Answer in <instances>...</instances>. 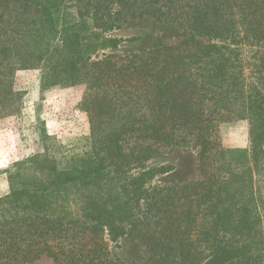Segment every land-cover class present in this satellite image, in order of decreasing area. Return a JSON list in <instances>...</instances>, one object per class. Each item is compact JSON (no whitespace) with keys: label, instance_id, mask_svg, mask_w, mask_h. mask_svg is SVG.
Here are the masks:
<instances>
[{"label":"trees","instance_id":"trees-1","mask_svg":"<svg viewBox=\"0 0 264 264\" xmlns=\"http://www.w3.org/2000/svg\"><path fill=\"white\" fill-rule=\"evenodd\" d=\"M145 17L188 36L122 61L99 54ZM32 69L42 92L86 86L93 141L65 165L46 147L13 166L0 264H127L104 228L144 245L140 264H264V0H0V118L19 110L14 77ZM238 120L249 148L227 149L215 131ZM189 145L201 178L147 186L146 162Z\"/></svg>","mask_w":264,"mask_h":264},{"label":"rangeland","instance_id":"rangeland-1","mask_svg":"<svg viewBox=\"0 0 264 264\" xmlns=\"http://www.w3.org/2000/svg\"><path fill=\"white\" fill-rule=\"evenodd\" d=\"M107 36L120 43L116 48L105 45L99 54L116 56L122 61L139 52L179 43L188 33L172 24L145 17ZM243 55L248 58L247 53ZM13 82L15 91L22 97L16 113L0 118V199L11 192L9 176L16 163L49 147L65 165L68 158L90 155L93 141L89 116L82 107L85 85L55 87L42 92L41 72L37 69L18 71ZM215 136L227 149H248L249 123L245 120L220 123ZM198 152L193 145L160 149L142 169L149 172L147 186L181 185L201 178ZM101 237L114 259L140 264L147 258L145 246L129 235L115 238L104 228ZM26 264L55 263L53 258L42 255Z\"/></svg>","mask_w":264,"mask_h":264}]
</instances>
